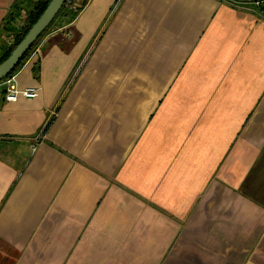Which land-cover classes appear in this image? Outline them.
<instances>
[{"label":"crops","instance_id":"0c3cea01","mask_svg":"<svg viewBox=\"0 0 264 264\" xmlns=\"http://www.w3.org/2000/svg\"><path fill=\"white\" fill-rule=\"evenodd\" d=\"M39 2L0 0V59ZM14 77L0 264H264L263 5L89 0Z\"/></svg>","mask_w":264,"mask_h":264},{"label":"trees","instance_id":"16d2710c","mask_svg":"<svg viewBox=\"0 0 264 264\" xmlns=\"http://www.w3.org/2000/svg\"><path fill=\"white\" fill-rule=\"evenodd\" d=\"M52 0H40L39 4L36 6L35 10L29 15L28 20L25 24V26L22 28L18 36L16 37L13 45L10 47V49L6 52V54L0 59V64L4 62L14 51V49L21 43V41L26 37V35L29 33V31L32 29V27L37 23V21L42 17L44 12L47 10L48 6ZM89 0H79L76 7H69L67 4L64 5L63 9L53 22V24L50 26V28L42 35V37L51 29L53 26L57 23L58 20H65L67 22H73L79 14L83 11V9L87 6ZM41 37V38H42ZM40 38V39H41ZM40 39L35 43V45L30 49V51L25 55L23 60L18 64L16 69L7 77L11 78L14 76L28 61L34 50L36 49L38 42ZM41 74V66L38 62L34 67V76L37 79H40Z\"/></svg>","mask_w":264,"mask_h":264},{"label":"water","instance_id":"95a60500","mask_svg":"<svg viewBox=\"0 0 264 264\" xmlns=\"http://www.w3.org/2000/svg\"><path fill=\"white\" fill-rule=\"evenodd\" d=\"M66 0H52L42 17L32 27L26 37L14 49L12 54L0 64V82L6 79L23 60L25 55L42 37V35L50 28L61 10Z\"/></svg>","mask_w":264,"mask_h":264},{"label":"built area","instance_id":"2783aa9c","mask_svg":"<svg viewBox=\"0 0 264 264\" xmlns=\"http://www.w3.org/2000/svg\"><path fill=\"white\" fill-rule=\"evenodd\" d=\"M79 0H66L65 5L67 4L69 7H76ZM234 5L240 6V7H248V6H260L262 4L261 1H254L251 0H229ZM28 15H22L20 20V31L25 26ZM14 43V41H11V43ZM12 43V45H13ZM23 95L26 99H35L38 94V90L34 88H29L26 90H20L16 84L15 77L12 76L11 78H6L3 81L0 82V99H2L4 102H16L20 95Z\"/></svg>","mask_w":264,"mask_h":264},{"label":"rangeland","instance_id":"374dc122","mask_svg":"<svg viewBox=\"0 0 264 264\" xmlns=\"http://www.w3.org/2000/svg\"><path fill=\"white\" fill-rule=\"evenodd\" d=\"M252 2H254V1H261L262 2V4L261 5H263L264 6V0H251Z\"/></svg>","mask_w":264,"mask_h":264}]
</instances>
